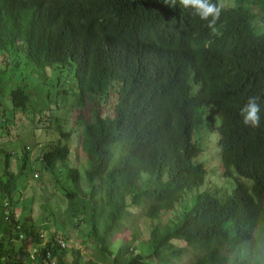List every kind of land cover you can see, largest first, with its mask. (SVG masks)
<instances>
[{"label": "trees", "instance_id": "16d2710c", "mask_svg": "<svg viewBox=\"0 0 264 264\" xmlns=\"http://www.w3.org/2000/svg\"><path fill=\"white\" fill-rule=\"evenodd\" d=\"M211 2L221 7L218 34L207 26L212 17L201 20L179 0H0V53L23 55L42 68L69 67L80 95L116 88L118 96L113 115L97 110L75 122L84 125L83 173L69 163L68 143L54 142L39 158L23 147L19 171L12 169L19 155L0 148L7 199L0 206V264H30L29 238L20 251L14 241L23 233L34 242L50 234L47 220L40 226L32 215L16 212L19 180L29 176L31 164L50 170L68 199L66 218L86 222L100 263L264 264V33L249 9ZM10 94L15 109L28 110L23 87ZM250 96L259 97L257 128L246 126L240 111ZM3 105L0 97V122L6 123ZM207 107L221 119L211 130L219 135L226 174L234 168L248 179L227 196L190 194L208 176L203 137L197 140L206 122L200 111ZM54 119L46 129L61 132L53 129ZM184 201L190 205L179 217L152 226L145 254L131 249L136 231L114 247V237L131 230L136 214L160 218ZM65 238V248L56 237L48 244L57 264H99L84 261ZM190 251L195 259L183 263Z\"/></svg>", "mask_w": 264, "mask_h": 264}, {"label": "rangeland", "instance_id": "374dc122", "mask_svg": "<svg viewBox=\"0 0 264 264\" xmlns=\"http://www.w3.org/2000/svg\"><path fill=\"white\" fill-rule=\"evenodd\" d=\"M238 1H241V4ZM219 2L224 7L249 9L253 14L254 25L260 30V33H264V0H219ZM6 78L10 82L1 85V82ZM0 79H2V81L0 80V97L4 102L2 109L6 110L8 108L7 117L5 116L6 123L0 122V148L5 146L8 150L19 155V165H17L14 158L12 169L19 171L22 168L21 162L25 157L23 147L31 146L32 156L39 158L43 152L55 146L54 142L61 141L63 144L68 143L71 146L72 153L69 163L77 166L83 173L85 166L88 165L87 156L83 151L84 125L75 122L91 119V115L97 110L103 116L113 115L118 102L116 88H110L99 96L80 95L74 73L70 71L69 67L49 69L45 66L42 68L23 55H8L4 51L0 53ZM18 85L23 87L30 97L28 110L24 113L21 112V109L14 108L10 94L12 88ZM61 110H65L64 113L61 114ZM200 113L206 122L197 140L200 135L203 137L200 138L204 150L201 159L206 163L208 176L205 184L200 188H196L190 194H194V197L200 193L208 192L219 196H227L232 193L233 187L238 181L247 182L248 179L239 177L234 168L231 173L226 174V168L222 164V151L218 143L219 135L211 130V128H217L221 123L218 112L214 107H207L203 108ZM52 115H55L53 129L57 130L61 127V132L46 129L51 125ZM80 115H83V120H79ZM5 125L8 126L7 129ZM67 135H70V137H67ZM35 164L39 163L35 162ZM1 165L0 157V175L4 170ZM35 166L31 164L28 168L30 170L29 176L22 177L19 180L20 190L16 192L15 196L18 202L16 212L23 214V216H26V214L32 215L40 226H42L44 220H47L49 229L57 230V228H60L61 234L65 237L68 235L69 242L74 243L75 247L81 249L84 261L93 260L103 264L102 261L100 263V253L96 247V241L88 235L86 222L80 221V224L77 225L76 218L73 217L70 220L66 218L68 199L62 190L58 188L50 170L47 167L45 168L49 172L43 170L44 167L39 169V166L36 167L38 169L36 171ZM69 185L70 183L67 184V186ZM3 192V188L0 187V206L1 203L7 200L3 196ZM193 203L194 200L191 201V205ZM189 205L190 202L186 201L178 203L173 211L163 213L160 218H149L145 214H136L134 223L132 222L129 225L131 230L128 229L114 237V247L119 246L122 237L126 238L129 234L128 238H132L131 231H136L138 239L131 245V249L134 251L139 250L145 254L147 252L145 243L149 239L152 226L164 224L171 221V218L176 219ZM138 209L132 208V211ZM74 214L81 213L75 212ZM7 237L9 236L7 235ZM176 243L182 246L186 245L183 242L176 241ZM14 244L15 251H20L23 242L14 241ZM195 257L196 254L190 251L184 256L182 262L189 263ZM67 259L71 261L70 254H68Z\"/></svg>", "mask_w": 264, "mask_h": 264}, {"label": "clouds", "instance_id": "9594fccd", "mask_svg": "<svg viewBox=\"0 0 264 264\" xmlns=\"http://www.w3.org/2000/svg\"><path fill=\"white\" fill-rule=\"evenodd\" d=\"M171 2L175 4L176 0H171ZM179 3L185 8H189L191 6L194 9L193 14L196 16H199L201 20H208L209 17H212L211 20H208L207 26L211 29L213 33L218 34L217 29L215 28V23H216V20H218L220 16V12H221L220 6H218L217 4H213L211 0H179ZM260 110L261 108H260V103H259V97L258 96L248 97L247 102L245 103L244 107L240 110L241 115L243 117V123L246 126H251L253 128L259 127L260 126ZM24 241H20V242L24 243ZM29 241L34 242L32 238L31 240L29 239ZM56 264H57V261H56Z\"/></svg>", "mask_w": 264, "mask_h": 264}, {"label": "built area", "instance_id": "2783aa9c", "mask_svg": "<svg viewBox=\"0 0 264 264\" xmlns=\"http://www.w3.org/2000/svg\"><path fill=\"white\" fill-rule=\"evenodd\" d=\"M6 206H8V202L5 203ZM8 219H10V213L7 212ZM56 237L57 242L65 248L67 246V240L65 237L61 234V231L59 230H50V234L47 232L41 233L40 239L38 242H31L29 246V251L31 253V263L30 264H40L41 255H43V260L45 261V264H56V260L53 258L52 251L49 249L48 244L53 242L51 241L52 238ZM26 238H31L26 235V233H23L20 237V241H24Z\"/></svg>", "mask_w": 264, "mask_h": 264}]
</instances>
